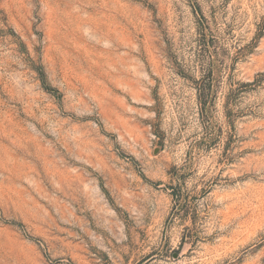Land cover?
<instances>
[{
	"label": "rangeland",
	"instance_id": "rangeland-1",
	"mask_svg": "<svg viewBox=\"0 0 264 264\" xmlns=\"http://www.w3.org/2000/svg\"><path fill=\"white\" fill-rule=\"evenodd\" d=\"M0 264H264V0H0Z\"/></svg>",
	"mask_w": 264,
	"mask_h": 264
}]
</instances>
